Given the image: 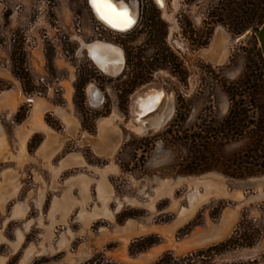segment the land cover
<instances>
[{
    "label": "rangeland",
    "instance_id": "374dc122",
    "mask_svg": "<svg viewBox=\"0 0 264 264\" xmlns=\"http://www.w3.org/2000/svg\"><path fill=\"white\" fill-rule=\"evenodd\" d=\"M124 1L132 3L137 12L134 24L126 31L110 29L100 21L91 7L92 0L91 3L90 0H0V66L10 70L12 76H0V95L18 83L27 97L39 93L50 103L67 107L64 83L70 81L72 112L80 125L74 135L66 136L64 122L52 111L44 114L45 121L65 136L64 147L50 163L56 165L60 157L76 152L87 164L69 168L53 181L50 168L43 161L30 160L17 166L11 159H0V256L6 257L4 264H20L31 244L39 248L45 226L49 224L50 206L56 197L62 196L66 181L82 172L96 178L94 167L114 165L115 170L108 172L107 178L115 197H131L142 203L155 194L161 180L215 173L233 190L240 188L238 182L242 180L264 175L234 177L224 172L228 168L243 171V162L239 159L243 153V133L230 132L225 118L232 105L230 95L241 93L243 79L250 74L258 75L259 63L264 61L256 36L248 33L264 20V0ZM221 34L228 37V51L225 59L218 62L209 55L212 47L219 44ZM98 39L114 42L122 48L124 67L118 75L104 74L89 56L88 49H82V42L88 44ZM91 83L104 96L97 107L88 100L86 90ZM145 86L160 88L165 95L153 110L135 119L131 98ZM238 99L239 96L234 98ZM30 109L29 100L21 102L10 116L6 109H0V122L6 129L13 153L17 149L15 126ZM115 109L120 114L114 119L120 130V143L111 156L102 155L92 142L99 140V119L113 114ZM157 115H169L159 128L140 132L130 125L132 121L138 124L139 119L151 120ZM41 140V134L29 140L30 154L36 152ZM5 169L15 170L13 177L19 186L15 195L12 184L2 182L1 173ZM95 188L90 187L88 209L98 202ZM188 191L189 186L182 183L175 187L173 197L180 205H188ZM241 191L242 200L228 196L208 199L174 235L178 240L207 230L213 223L220 224L227 212L234 211L235 220L226 225L230 231L222 238L185 254L165 250L149 264L246 261L264 264V187L262 194L254 198L260 191L258 187L247 186ZM41 193L45 198L39 206ZM71 193L79 197L78 190ZM17 201L28 206L27 212L11 218ZM172 203L169 197L159 199L153 214L143 205L124 203L115 221L100 217L87 229L79 219V206L73 207L67 223H55L51 242L55 245L69 229L74 233L70 251L77 252L82 246L90 250L88 258L77 264H120L112 254L120 245L119 241L106 240L98 245L100 230L125 225L131 218L145 224L169 223L177 216ZM117 206L116 200L109 203L110 209L116 210ZM55 215L59 218V213ZM30 219L32 224L26 230L25 222ZM189 222L193 225L185 230ZM18 230H23L25 235L19 248L13 251L12 243L16 235L18 239ZM163 237L151 233L134 238L128 243V251L137 255L149 248L143 249L150 240L159 243L165 241ZM47 243L44 241L45 245ZM65 251L35 253L27 264H71L64 259Z\"/></svg>",
    "mask_w": 264,
    "mask_h": 264
},
{
    "label": "bare ground",
    "instance_id": "6f19581e",
    "mask_svg": "<svg viewBox=\"0 0 264 264\" xmlns=\"http://www.w3.org/2000/svg\"><path fill=\"white\" fill-rule=\"evenodd\" d=\"M90 3H91V0H90ZM112 3L116 6V8L118 10H123V7H125L122 4H116L114 0H112ZM92 6L94 8V11L96 13L97 18L99 17L98 19L101 21L105 20V19L101 18L100 14H98L93 3L91 5V7ZM127 13H128V18L132 21L131 24L128 26H124L123 24H121L118 27H113L110 23H108L106 20L105 21L110 26H112V28H115V29L121 30V31H126L135 22V19L133 18V16H131V14L129 12H127ZM227 44H228V38L227 37L223 38V39H219V44L216 46L217 49H215V54H217L218 56L223 54V56H224V54L227 52V49H228ZM83 48L88 49L89 56L94 60L95 64L104 73L111 75V76H116L122 71V69L124 67V57L122 54V50L119 49L118 47L113 46V45H109V44H106L103 42L94 41L93 43H88V44L82 42V49ZM78 53H79V51H78ZM9 71L6 68H3V66L2 67L0 66V76L5 77V78H12ZM64 84H65V92H66L65 96L67 99V107H62V105L61 106L56 105L57 106V112H59L60 115L66 121L68 134L74 135L75 132L79 129L80 124L78 122V119L75 117L74 113L72 112L71 97H72L73 87H72V84L70 81H67V82L65 81ZM16 86H17L16 89L4 90L0 96L1 97L0 98V109L1 108H9L10 109L9 116L15 112V110L17 109V107L20 103V99L18 97V95H20V92H21L20 86L18 83H16ZM88 87L89 88H87V95L89 98V102L92 106L97 107L98 105L101 104L104 97L94 84H91ZM14 88H15V86H14ZM153 88H156V87L145 86L144 88H141L140 90H138L133 95V97H132L133 98V100H132V112H133V116L135 117V119H138L139 116L143 117L144 114L149 111L150 107L155 106L159 103V101L161 99V94L158 93ZM149 89H153V90L149 91ZM21 96H23V95H21ZM27 98L29 100H33V102L35 103V107L38 103H42L44 106L48 105V103H50V100L48 101L46 98H44L40 95H37V94H33ZM35 112L36 111L34 108L31 115H33ZM118 116H120V114L118 115V112L115 109L113 114H111L109 117L99 119V125H100L99 140L94 141L92 143H94L95 148L98 150V152L102 153V155L104 154V155H110L111 156L112 153L115 151V149L118 147V145L120 143V140L118 138V135L120 134V130L116 126L117 124H115V121H114V119ZM168 117H169V115L165 116L164 120L161 123L163 124V122ZM160 118H161V116L157 115L153 119L158 120ZM139 121H141V120L139 119ZM144 123H145V121L140 122L138 124H135V122L132 121V123L130 125H132L137 131L139 130L140 132H144V131L151 129V128H159V126L155 127L156 125L151 126V128L149 126L144 127ZM2 126L3 125L0 122V149H2V147H3V149L8 150L7 145L4 147L5 143L1 140L2 129H4ZM41 127L45 131H47L49 137L53 138L55 141L52 150H50L49 147L46 146V144H43L38 151V154L42 155V157L46 158L47 161L49 162L51 157L55 154V152H57V150L59 148H61V146L64 142V137H61L60 134H57L55 131L50 130V128H45L44 126H41ZM29 130H32V129L30 128ZM19 132H20V136H21L20 137L21 148H20L19 154L17 155V153H15L16 155L13 157H15L16 159L18 158L20 160V162H22V161H24V159H26L30 156H28V153L26 152V149H25L26 138L21 133V131H19ZM109 135H111V136H109ZM89 136H90V134H89ZM26 137H28V135H26ZM84 139H85V137H84ZM0 156H1V154H0ZM79 162L81 164H86L82 158L80 159ZM48 164H49V167L54 172L53 173L54 179H56L60 175V172L66 167V165H68L66 163H62L60 166H52L50 162ZM95 170L98 171L100 174L98 178L87 176L85 173L82 172L76 176H73L67 182L68 187L65 190L63 196L62 197H56L54 200L51 212L49 214V217L51 220H50V223L45 226L46 231L43 235V241L40 243L39 248L35 244H31L27 248L25 256L22 259L20 264H27L35 253H39V252L43 253V252H46L48 250L49 251H58L61 249H65L66 250V256L64 259L67 262L72 263V264H77L80 261H83L88 257V252L90 253V251L85 246H82L79 249V251H77V252H72V250L70 251L69 245H70L72 237L74 236V233H72L69 229H67V231L65 233H63L62 238H61V240L58 241L57 245H53L52 244L53 242H51L52 236L54 234L53 233V227H54L55 223H57V222L67 223V221H68L67 217L70 214V212L74 206L80 207L79 219L84 224V228L87 229L91 222H93L94 220H96L100 217L108 218V219L114 221L115 214L117 212L121 211L124 203H128L130 205H143L151 211V214H153L156 211L155 204L159 199L164 198V197L171 198L173 201L172 204L176 207V210H177V214H176L177 216L171 222L164 223V224H157V223H146L145 224V223H139L140 221L137 222L135 219L131 218L127 221V223L125 225L117 224L116 227L112 230H108L106 227H103L101 234L97 237L96 242L98 245H101L103 242H105L109 238H120L123 241V246L121 245V247L116 252L112 253L114 255V257L116 258L115 260H118L120 264H140V263L143 264V263L149 262L150 259H152L154 256H156V254L158 252H160V250L163 246H157V248H153L149 252H147V251H145V253L143 252V254L139 257L138 260H131V258L130 257L128 258L127 255L124 256V253L126 254V250H127L126 247L128 246L127 244L129 243V239L131 236L138 235V234H144V233H147L151 230H155L159 233H162L163 235H165L167 237L168 242L166 245L170 246L171 244L169 242H171L173 244V242L175 241V237H174L175 228L178 225L185 222L186 220H188L189 218H191L195 214V212L197 211V208L202 203L206 202L208 199H210L212 197L216 198V197H220V196H228V197L236 198L239 200H242L244 198L243 192L241 191V188L245 187L243 181L238 182V187H240V188L229 190L227 188L226 184L220 180V178L217 174L210 173V174H205L202 176H179L177 179H174V180H170V179L161 180L160 184L155 189V194L151 195L149 197L148 201L142 203V202H139L137 199L131 198V197H125V198L115 197L113 187L107 179L108 172L115 170L114 165L108 164L102 168L95 167ZM14 173H15V170H12V169L4 170L2 182L5 183V181L6 182L8 181L9 186L12 184V188H14L13 190L17 191L19 186L16 184L17 181H15V179L13 177ZM94 181H96V183H97L98 202L96 203L94 208L88 209L87 203L91 198V196H90V184ZM182 183H186L189 186V191L187 193L188 200H189L188 205H180L178 203V200L174 198L175 196L173 197V191H174L175 187H177L178 185H181ZM5 185H7V184H5ZM74 185L80 186L81 197L75 198V196L72 195L71 191H72V187ZM3 187H5V186H3ZM202 187H203V189H201ZM258 189L260 190L259 193L257 192L256 195L254 194L253 198L256 196L259 197L262 194V188L258 186ZM5 190H7V188ZM44 198H45L44 194L42 193L40 200L38 201L39 206H42L41 204H42ZM112 200H116V202L118 204L116 210L109 208V203ZM27 209H28V206L25 203L18 202V204L16 205L13 216H15V217L16 216H19V217L23 216L27 212ZM58 212L61 213V216L59 218H56L55 214ZM146 218H149V217H146ZM234 218H235V212L234 211L227 212L226 215L224 216L221 224L213 225L214 224L213 223L212 225H210L212 227V229L214 228L213 231L208 232L207 235H205L204 237L202 236V239L201 240L199 239L200 244L206 245L209 242L216 241V240H219L220 238H222L226 234L227 230L230 231L226 227V225L229 224V222L232 221V219H234ZM234 222H232V224ZM31 224H32V219L26 221V230H28V228L30 227ZM201 233H203V232H201ZM24 235L25 234H24L23 230L22 231L18 230V239L15 240L14 242L11 241V242H13L12 243L13 248H14L13 251H16L19 248L20 244L23 242ZM193 236H191V238ZM196 237H198V236H196ZM44 241L48 242L47 245L44 244ZM190 242H187V243H190ZM179 244H180V242H179ZM177 248H176V250H179V248L178 249ZM182 249H183V247H182ZM120 250H121L120 253H123L122 256L118 254V251H120ZM184 250H186V249H184ZM174 252L176 254H178L175 251V249H174ZM178 252H179V254L181 253L180 251H178ZM5 260H6L5 256H0V264H4Z\"/></svg>",
    "mask_w": 264,
    "mask_h": 264
},
{
    "label": "crops",
    "instance_id": "0c3cea01",
    "mask_svg": "<svg viewBox=\"0 0 264 264\" xmlns=\"http://www.w3.org/2000/svg\"><path fill=\"white\" fill-rule=\"evenodd\" d=\"M17 88V86H16V83H15V88L14 87H12V88H10V90H13V89H16ZM8 90V89H7ZM21 91V90H20ZM19 91V92H20ZM21 95H23L21 92H20V95H18V97H19V99H20V103L21 102H23V101H27V100H29L28 98H27V96H25V95H23V96H21ZM1 96V95H0ZM25 96V97H24ZM1 98V97H0ZM30 102H31V109H30V112H28V114H27V116L20 122V123H18L16 126H15V129H14V132H15V136L17 137V149H16V151H15V153H17V155L19 154V151H20V148H21V139H20V132L19 131H21V133L25 136V138H26V141H25V149H26V152L28 153V156H30V157H28V158H26V159H24V161H22V162H20V160L17 158H15V157H13V156H15L16 154L15 153H13L10 149H9V140H8V135H7V132H6V129H5V127H4V125L2 126L4 129H2V135H1V140L5 143V145H4V147L7 145V147H8V150H5V149H3V147H2V149H0V154H1V156H0V159H3V160H6V159H11V160H13V161H15V163H16V165L17 166H22L25 162H27V161H30V160H32V161H36L37 163H39V162H41V161H43V163H46V165L49 167V162L52 160V159H54V157L58 154V152L64 147V144H65V136L64 135H61L59 132H57L56 130H54L53 129V127H51L46 121H45V119H44V114L46 113V112H48V111H52L56 116H58L63 122H64V125H65V129H64V131H65V135L66 136H71V134H68V132H67V123H66V121L64 120V118L60 115V113L59 112H57V106L56 105H54V104H52V103H48V105H43L42 103H38L37 105H36V107H35V103L33 102V100H29ZM19 103V104H20ZM42 104V105H41ZM50 104V105H49ZM19 106V105H18ZM34 106V107H33ZM56 106V107H55ZM33 108V109H32ZM34 108H35V113L33 114V115H31L32 114V112H33V110H34ZM52 108V109H51ZM4 109H6L7 110V114L9 115V112H10V109L9 108H4ZM18 110V107H17V109L15 110V112ZM38 110V111H37ZM14 112V113H15ZM13 113V114H14ZM41 121V122H40ZM30 122V123H29ZM32 122V123H31ZM37 124V125H36ZM41 126H44L45 128H50V130H53V131H55L57 134H60V136L61 137H64V142H63V144H62V146H61V148H59L58 150H57V152H55V154L51 157V159H50V161L48 162L47 161V159L46 158H44V157H42V155H39L38 154V151H39V149L41 148V146L43 145V144H46V146L47 147H49V149L50 150H52L53 149V146H54V139L53 138H50L49 137V135H48V133H47V131H45ZM99 127H100V125H99ZM23 128V129H22ZM32 129V130H29V129ZM5 131V132H4ZM5 134V135H4ZM35 134H41V136H42V140H41V142H40V144L37 146V149H36V152L34 153V154H30L29 152H28V149H27V145H28V142H29V140L35 135ZM26 135H28V137H26ZM48 135V136H47ZM5 138H4V137ZM19 136V137H18ZM7 137V138H6ZM60 137V138H61ZM45 142V143H44ZM8 143V144H7ZM20 144V145H19ZM52 145V146H51ZM4 152V153H3ZM73 153V154H72ZM4 156V157H3ZM10 156V157H9ZM3 157V158H2ZM31 158V159H30ZM34 158V159H33ZM83 159V157L80 155V154H78V153H76V152H71V153H68V154H66V155H64V156H62V157H60L59 159H58V161H57V164L56 165H53V164H51L52 166H60L62 163H66V164H68V165H66V167L60 172V174L62 173V172H64L65 170H67V169H69V168H72V167H78V166H83L84 164H81L79 161H80V159ZM84 160V159H83ZM85 161V160H84ZM24 162V163H23ZM21 163V164H20ZM85 165H87V164H85ZM88 167H90L89 165H88ZM50 168V167H49ZM94 169H95V167H94ZM5 170H8V169H5ZM13 170V169H12ZM4 171V170H3ZM3 171H2V173H1V176H2V179H3ZM96 171V170H95ZM50 172H51V174L53 175V181H54V172H53V170L50 168ZM97 172V174H98V176L96 177V178H98L99 177V172L98 171H96ZM80 174V173H79ZM86 174V173H85ZM76 175H78V174H76ZM76 175H73V176H76ZM87 175V174H86ZM73 176H71L67 181H66V183L73 177ZM87 176H89V175H87ZM108 179V178H107ZM109 181V180H108ZM111 184V183H110ZM96 186V188H95V190H96V197H97V183H96V181H94V182H92L91 184H90V187L91 186ZM67 187H68V183H67ZM67 187L64 189V191H63V194H64V192H65V190L67 189ZM14 188H12V193L13 194H16L17 193V191H18V189H17V191H14L13 190ZM72 190H75V191H77L78 190V192H79V197L81 196V194H80V186L79 185H74L73 187H72ZM42 194V193H41ZM40 194V195H41ZM63 194H62V196H63ZM40 195H39V198H38V200L40 199ZM62 196H60V197H62ZM37 200V201H38ZM55 200V199H54ZM18 202H20V201H17L16 203H15V205H14V207H13V210H12V213H11V218H15V216H13V214H14V211H15V208H16V205L18 204ZM96 202V201H95ZM95 202H94V204H95ZM20 203H23V202H20ZM37 203V202H36ZM53 203H54V201H53ZM53 203L51 204V206H50V210H51V208H52V206H53ZM38 205V204H37ZM94 206V205H93ZM39 207V206H38ZM74 207H78V206H74ZM50 210H49V212H48V217H49V213H50ZM59 213V217L61 216V213L60 212H58ZM116 215V214H115ZM24 216V215H23ZM78 216H79V207H78ZM16 217H19V216H16ZM21 217V216H20ZM115 218H116V216H114V221H115ZM7 220H9V218H7ZM190 220V218L188 219V220H186L185 222H183L182 224H180V225H178L176 228H175V230H174V235H175V233L184 225V224H186L188 221ZM27 221V220H26ZM137 221V220H136ZM138 222V221H137ZM49 223H50V218H49ZM82 223V222H81ZM161 224H163V223H161ZM221 224V223H220ZM82 225H83V223H82ZM219 225V224H218ZM25 227H26V222H25ZM24 227V228H25ZM214 229V228H213ZM213 229H212V227L211 226H209V229H207V230H201V231H197V232H194V233H190L189 235H187V236H185L183 239H178V240H176L175 239V241L173 242V244L171 243V242H169L171 245L169 246V245H166L167 244V242H168V239H167V237L165 236V235H163L162 233H159V232H157V231H155V230H151V231H149V232H147V233H144V234H138V235H133V236H131L130 237V239H129V241L130 240H132V239H134V238H139V237H143V236H145V235H147V234H151V233H159L161 236H164L165 237V241L164 240H161V242H159V243H157V244H155V245H153V247H149L147 250H145V251H147V252H149L150 250H152L153 248H157V246H163L162 248H161V250H160V252H158L157 254H156V256H154L152 259H150V261L149 262H147V263H143V264H149V263H151L154 259H156L161 253H163L165 250H168V249H170V250H173L174 251V249H175V251L179 254V252L178 251H180L181 253L180 254H183V253H186V252H188L189 250H191V249H193V248H196V247H199V246H202V245H205V244H200V240L202 239V236L204 237L205 235H207V233L208 232H211V231H213ZM100 232H101V230H100ZM201 232H203V233H201ZM63 233H65V232H63ZM62 233V234H63ZM100 234V233H99ZM196 234V235H195ZM194 235V236H193ZM201 235V236H200ZM62 236V235H61ZM191 236H193L192 238H191ZM196 236H198V237H196ZM164 237H163V239H164ZM60 238H62V237H60ZM195 240H194V239ZM16 239H17V235H16ZM15 239V240H16ZM200 239V240H199ZM107 240H117V241H119V243H120V245L115 249V251L114 252H116L120 247H121V245L123 246V241L120 239V238H109V239H107ZM191 241V242H190ZM199 241V242H198ZM179 242H180V244H179ZM187 242H190V243H187ZM212 242H214V241H212ZM58 243V242H57ZM57 243L55 244V245H57ZM202 243V242H201ZM209 243H211V242H209ZM208 243V244H209ZM53 244V243H52ZM164 244V245H163ZM191 244V245H190ZM128 245V244H127ZM166 245V246H165ZM182 245V246H181ZM186 245V246H185ZM193 246V247H192ZM128 247V246H127ZM126 247V254L124 253V256L125 255H127L128 256V258L130 257L131 258V260H138L139 259V257L143 254V252L145 253V251H143V252H140L139 254H137V255H131L130 253H129V251H128V248ZM178 247L179 248V250H176V248ZM182 247H183V249H182ZM177 248V249H178ZM184 249H186V250H184ZM58 251H60V250H58ZM62 251H64V250H62ZM90 251V250H89ZM123 251V250H122ZM66 252V251H65ZM121 252V250L120 251H118V254L119 255H123V253H120ZM146 252V253H147ZM89 252H88V256H89ZM139 255V256H138ZM66 256V255H65ZM88 258V257H87ZM81 262V261H80ZM72 264V263H71ZM141 264V263H140ZM234 264H258V263H256V262H254V261H246V262H239V263H234Z\"/></svg>",
    "mask_w": 264,
    "mask_h": 264
},
{
    "label": "trees",
    "instance_id": "16d2710c",
    "mask_svg": "<svg viewBox=\"0 0 264 264\" xmlns=\"http://www.w3.org/2000/svg\"><path fill=\"white\" fill-rule=\"evenodd\" d=\"M258 75H247L243 79V91L232 93V105L225 118L228 130L234 134L243 133V153L239 159L243 162V171L224 172L234 177H244L264 173V61L259 63ZM236 96L240 99L234 100ZM193 225L189 222L185 230ZM157 243L150 240L143 249ZM163 257L159 259L161 262Z\"/></svg>",
    "mask_w": 264,
    "mask_h": 264
},
{
    "label": "flooded vegetation",
    "instance_id": "af4514ba",
    "mask_svg": "<svg viewBox=\"0 0 264 264\" xmlns=\"http://www.w3.org/2000/svg\"><path fill=\"white\" fill-rule=\"evenodd\" d=\"M115 1V3L116 4H122V5H124L125 7H123V9H126L127 10V12H129L130 14H131V16H133V18L136 20V17H137V12L133 9V7L130 5V4H132V3H127L126 1H124V0H114ZM156 1V0H155ZM157 3V2H156ZM157 5H158V3H157ZM159 6V5H158ZM160 7V6H159ZM160 8H162V7H160ZM162 9H164V8H162ZM93 10V9H92ZM94 12V11H93ZM95 14V13H94ZM96 16V15H95ZM97 17V16H96ZM101 21V20H100ZM105 23H104V22ZM102 22L107 26V27H109L110 29H113V30H116V31H121V30H117V29H115V28H112V26H110L105 20H103ZM108 24V25H107ZM131 28V27H130ZM129 28V29H130ZM222 35V37H220L219 39H223V38H226L227 36H225L224 34H221ZM228 38V37H227ZM95 41H99V42H103V43H106V44H109V45H113V46H116V47H118L119 49H121L122 50V48L118 45V44H116V43H114V42H109L108 40L107 41H105V40H95ZM218 42V41H217ZM174 43H175V41H174ZM180 46V45H179ZM215 49H217L216 48V46L214 45L213 47H212V54L211 55H209L210 57H212L214 60H216V61H218V62H221V61H223L224 59H225V57H226V55H227V52L224 54V56H223V54L222 55H220V56H218L217 54H215ZM227 51H228V49H227ZM122 54H123V50H122ZM123 57H124V54H123ZM91 60V59H90ZM92 61V60H91ZM212 61V60H211ZM93 62V61H92ZM94 63V62H93ZM96 66V65H95ZM97 67V66H96ZM98 69H99V67H97ZM99 70H101V69H99ZM102 71V70H101ZM103 72V71H102ZM104 73V72H103ZM104 74H106V73H104ZM106 75H108V74H106ZM108 76H111V75H108ZM92 84V83H91ZM90 84V85H91ZM89 85V86H90ZM96 86V85H95ZM97 87V86H96ZM89 88V87H88ZM97 89L100 91V93L103 95V93L101 92V90L97 87ZM141 89V88H140ZM140 89H138V90H140ZM154 90H156L158 93H160L161 94V98L162 97H164V95H165V93H164V91L163 90H161L160 88H153ZM153 89H149V91H151V90H153ZM137 90V91H138ZM137 91H135V93L137 92ZM86 92H87V90H86ZM135 93H133V95L135 94ZM133 95H132V97H133ZM104 97V96H103ZM132 100H133V98H131ZM160 101H161V99H160ZM159 101V102H160ZM158 105V104H157ZM94 107V106H93ZM131 107H132V104H131ZM156 107V105L155 106H152V107H150V109H149V111L148 112H150L151 110H153L154 108ZM171 111V110H170ZM170 113V112H169ZM110 116V115H109ZM109 116H107V117H109ZM107 117H102V118H107ZM165 117V116H164ZM164 117H162L161 116V118L160 119H158V120H155V119H151V120H149L148 118H143L144 120H141L140 122H143V121H145V123H144V127L145 126H149L150 128H151V126H155V127H161L162 126V121L164 120ZM101 119V118H100ZM139 122V123H140ZM132 123V122H131Z\"/></svg>",
    "mask_w": 264,
    "mask_h": 264
},
{
    "label": "snow or ice",
    "instance_id": "6c2138e0",
    "mask_svg": "<svg viewBox=\"0 0 264 264\" xmlns=\"http://www.w3.org/2000/svg\"><path fill=\"white\" fill-rule=\"evenodd\" d=\"M98 14L102 19H105L113 27H118L121 24L128 26L131 20L128 18L126 9L118 10L112 3V0H92Z\"/></svg>",
    "mask_w": 264,
    "mask_h": 264
},
{
    "label": "water",
    "instance_id": "95a60500",
    "mask_svg": "<svg viewBox=\"0 0 264 264\" xmlns=\"http://www.w3.org/2000/svg\"><path fill=\"white\" fill-rule=\"evenodd\" d=\"M248 33H252L256 36V39H257L258 44H259L261 55L264 59V20L260 24V26L250 30ZM165 121L163 122V124L165 123ZM242 181H243L245 187H247V186L248 187H251V186L258 187L259 186L261 188L264 187V175L256 176V177H252V178H247V179L242 180Z\"/></svg>",
    "mask_w": 264,
    "mask_h": 264
},
{
    "label": "built area",
    "instance_id": "2783aa9c",
    "mask_svg": "<svg viewBox=\"0 0 264 264\" xmlns=\"http://www.w3.org/2000/svg\"><path fill=\"white\" fill-rule=\"evenodd\" d=\"M48 90H50V88L48 89ZM37 95H40L39 93H36ZM41 96V95H40ZM89 100V99H88Z\"/></svg>",
    "mask_w": 264,
    "mask_h": 264
}]
</instances>
